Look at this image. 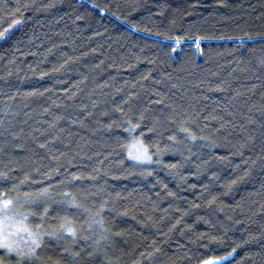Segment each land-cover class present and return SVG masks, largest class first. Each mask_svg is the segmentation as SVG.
I'll use <instances>...</instances> for the list:
<instances>
[{"label": "trees", "instance_id": "trees-1", "mask_svg": "<svg viewBox=\"0 0 264 264\" xmlns=\"http://www.w3.org/2000/svg\"><path fill=\"white\" fill-rule=\"evenodd\" d=\"M4 29L0 198L77 230L23 264H264V0H0Z\"/></svg>", "mask_w": 264, "mask_h": 264}, {"label": "snow or ice", "instance_id": "snow-or-ice-1", "mask_svg": "<svg viewBox=\"0 0 264 264\" xmlns=\"http://www.w3.org/2000/svg\"><path fill=\"white\" fill-rule=\"evenodd\" d=\"M50 5L44 6L48 7ZM20 23L18 20H14L13 24ZM12 24L8 25V28H11ZM8 29H4L3 31H0V40H3L7 36ZM249 40H252V37L248 38ZM241 42H243V39H241ZM262 42H264V38H262ZM177 44H179V40L176 41ZM196 43H199V41H196ZM264 63V60L261 61ZM138 127V125L136 126ZM134 130V128H133ZM181 131L187 132L190 134V129L187 128H181ZM193 139H195V136H192ZM137 144L140 145L139 152L134 156V159L136 160H151L152 156L149 154V151L146 147L143 146L142 141H137ZM135 147V145H134ZM129 155H133V153L130 151ZM252 163H255L253 161ZM235 183V181H233ZM41 198L47 199L50 196L48 188H40L39 193L37 194ZM13 200L8 198H0V249L5 250V255L9 258L12 256V254H15L17 264H23L25 259L28 261H39L41 258L37 255V250L42 248L44 244V236L48 237H55L57 239H61V233H67L70 234L73 238L77 236V230L74 228L69 219L65 218L64 221L60 223V226L58 229L46 231L41 226L37 225L36 231H33L31 228H29L24 221L28 219L27 216H24L22 213H12V207H13ZM80 206H77V209H79ZM48 214V208H44L43 215L47 216ZM19 216V218H18ZM102 219H97V217H92L89 221V228L92 227L93 224H102ZM179 223V221H177ZM26 233V237H21L19 240L16 239V237H19L20 233ZM21 240L24 241V243H21ZM63 251L68 252L69 249L65 248ZM235 252V249H232V251L228 252L225 256L220 257H214L212 260H205L203 261V264H222L223 261L228 260L229 257H231ZM80 255L79 252L72 253L73 257H78ZM88 255H91L89 252ZM0 264H7L6 259L4 256H0Z\"/></svg>", "mask_w": 264, "mask_h": 264}, {"label": "rangeland", "instance_id": "rangeland-1", "mask_svg": "<svg viewBox=\"0 0 264 264\" xmlns=\"http://www.w3.org/2000/svg\"><path fill=\"white\" fill-rule=\"evenodd\" d=\"M139 150H140V145L139 144H135V147H133V149H132V151H133V156H135L138 152H139ZM12 213H19V209H18V207L17 206H15L14 204H13V207H12V211L10 212V214H12ZM18 218H19V216H18ZM25 224H26V222H24ZM26 233H23V232H21L20 233V235H19V237H16V239H20L21 237H26ZM21 243L23 244L24 243V241L23 240H21ZM212 260V259H211ZM203 264V263H202Z\"/></svg>", "mask_w": 264, "mask_h": 264}]
</instances>
